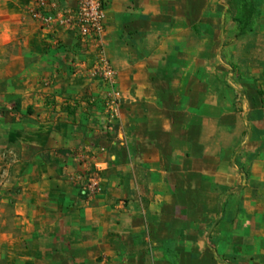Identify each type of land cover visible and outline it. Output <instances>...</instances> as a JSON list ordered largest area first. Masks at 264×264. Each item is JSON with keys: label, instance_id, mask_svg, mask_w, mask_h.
<instances>
[{"label": "crops", "instance_id": "obj_1", "mask_svg": "<svg viewBox=\"0 0 264 264\" xmlns=\"http://www.w3.org/2000/svg\"><path fill=\"white\" fill-rule=\"evenodd\" d=\"M35 2L0 0V264H264L263 89L201 76L219 0H108L123 94L110 129L94 55ZM101 146L89 198L71 176Z\"/></svg>", "mask_w": 264, "mask_h": 264}, {"label": "built area", "instance_id": "obj_2", "mask_svg": "<svg viewBox=\"0 0 264 264\" xmlns=\"http://www.w3.org/2000/svg\"><path fill=\"white\" fill-rule=\"evenodd\" d=\"M77 2L76 8H64L59 0H36L31 13L47 30L56 31L58 28H65L74 31L84 53L94 55L89 75L91 79L99 81L105 89L103 106L108 117L106 128L110 129L120 117L123 94L117 86L118 73L111 63L104 44L108 0H77ZM81 67L79 63V71ZM85 100L96 101L94 97ZM105 151L106 148L101 146L96 149H83L78 154L83 169L72 175L71 179L89 198L103 192V172L108 168V164L106 161L95 164L90 161L99 152Z\"/></svg>", "mask_w": 264, "mask_h": 264}, {"label": "rangeland", "instance_id": "obj_3", "mask_svg": "<svg viewBox=\"0 0 264 264\" xmlns=\"http://www.w3.org/2000/svg\"><path fill=\"white\" fill-rule=\"evenodd\" d=\"M254 1L258 7L261 6V0ZM234 15L235 5L229 0H219L218 28L211 24L205 26V37H208V40L202 60L204 67L202 80L209 85L219 82L221 88H228L231 83H239L242 88L259 85L260 89H263L264 99V41L259 36L260 22L256 18L254 31L239 37L238 26L233 21ZM210 20L211 11L205 10V22ZM216 29H219L218 32ZM217 33L219 37L223 35L225 38L229 36L233 39H225L217 45ZM213 67H216L214 72L211 71ZM252 71L262 72L252 76Z\"/></svg>", "mask_w": 264, "mask_h": 264}, {"label": "trees", "instance_id": "obj_4", "mask_svg": "<svg viewBox=\"0 0 264 264\" xmlns=\"http://www.w3.org/2000/svg\"><path fill=\"white\" fill-rule=\"evenodd\" d=\"M235 5L234 21L238 26V35H246L254 31V19L260 9L254 0H229Z\"/></svg>", "mask_w": 264, "mask_h": 264}]
</instances>
